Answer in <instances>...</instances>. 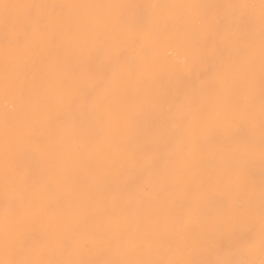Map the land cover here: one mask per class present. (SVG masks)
Wrapping results in <instances>:
<instances>
[{
  "label": "clouds",
  "instance_id": "obj_1",
  "mask_svg": "<svg viewBox=\"0 0 264 264\" xmlns=\"http://www.w3.org/2000/svg\"><path fill=\"white\" fill-rule=\"evenodd\" d=\"M0 264H264V0H0Z\"/></svg>",
  "mask_w": 264,
  "mask_h": 264
}]
</instances>
